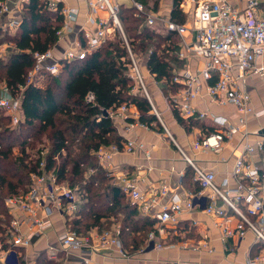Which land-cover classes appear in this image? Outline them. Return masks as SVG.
I'll list each match as a JSON object with an SVG mask.
<instances>
[{
	"label": "built area",
	"instance_id": "obj_1",
	"mask_svg": "<svg viewBox=\"0 0 264 264\" xmlns=\"http://www.w3.org/2000/svg\"><path fill=\"white\" fill-rule=\"evenodd\" d=\"M29 0H20L27 3ZM50 10L58 8L59 0H44ZM135 9L136 15H144L145 24L148 27L161 25L165 31L175 32L179 35V44L176 54L180 60L185 61L183 68H174L169 82L180 86L175 93L166 97L170 106L185 118L197 117L204 119L210 117L214 129L205 133L201 138L191 143L194 150L207 152H221L226 140L242 131L243 136H248V116L252 114L256 119L264 115V109L253 110L251 97L247 90L250 77H260L264 88V0H181L180 7L187 5L191 26L177 23L148 9L137 0H129ZM91 12L104 10L106 19H100L98 27L90 32H84L85 44L77 39L75 51L68 47L60 57H54L51 50L33 54L35 58L34 72H46L56 75L61 68V60L83 59L89 53L100 47L106 40L111 39L116 33L124 41L130 62L128 63V77L134 82L130 93H141L149 102L152 113L159 120L166 137L177 146L183 159L193 170V181L199 185V192L181 199L172 195L166 202L162 200L169 194L167 182L160 185L158 191L152 196L142 191L139 187V175H131L127 172L116 175V184L121 192L128 197L138 211L149 219L154 220V227L148 232L145 245L138 249L141 253L153 243V248L161 250L171 247L158 241V237H167L168 230H177L182 213L194 214L200 203V196L205 197L203 211L214 217L222 219L219 222L222 235L230 237L237 235L243 237L247 231L253 233L255 243L260 244L259 252L249 257L247 264H264V136L262 140L254 143L245 141L241 151L237 155L231 170V179L223 177L217 180L216 173L200 167L181 147H179L166 125L147 89L144 76L141 72L142 63L132 53L119 19L120 4L118 0H88ZM9 11L7 0H0V16ZM64 16V23L57 29V38H63V34L71 30V24L75 20L76 11L72 9L60 10ZM93 23V19H89ZM18 25L16 19L6 21L7 29H14ZM0 45V57L6 51ZM6 46V45H5ZM152 51L150 50V53ZM201 58L203 66L199 71L191 68V60ZM145 65V64H144ZM151 74V73H150ZM151 76L155 79L154 75ZM31 81V78L28 80ZM155 82L157 80L155 79ZM159 82V81H158ZM162 83H167L165 79ZM205 93L211 102L232 105L238 114V123L232 124L227 119L208 115L207 112H198L192 101ZM85 101L94 103L93 92H88ZM134 107L131 103H123L106 109L107 115L113 120L128 121L135 114L130 110ZM0 109L10 117V126L17 127L22 122L20 113V98L14 96L7 87H0ZM133 124L148 127L138 119ZM125 128H128L126 125ZM255 132H258L255 130ZM262 133H264L261 130ZM137 148L143 149L141 143L132 140L123 141L119 146L115 143L101 145L94 150L99 164L108 162L117 152H133ZM48 148L41 143L31 158L38 160L35 172L29 173V185L25 193L19 196H8L4 203L11 213V221L5 241L13 245L26 246L33 236H43L53 227L51 215L57 212L65 217L76 215L85 201L84 193L79 186H71L67 181H59L55 170H46V155ZM146 152V157L148 156ZM259 154V158L256 156ZM257 157V160H254ZM94 172L93 168H87L85 173L89 177ZM113 171H108L110 177H114ZM232 180V181H231ZM201 205V204H200ZM42 210V214H40ZM236 218L237 223L232 226ZM196 222V221H194ZM27 224L28 231L22 232L23 224ZM196 223H194L195 225ZM119 227L106 229L101 232L86 234L64 228L57 233L58 246L45 247L47 257L57 259L60 253L79 251L84 253H102L113 250L122 260L121 264H130L132 255L124 250L119 238ZM208 247L206 243H202ZM212 249V248H210ZM7 252L0 240V253ZM8 253L15 254L13 251ZM21 264H35L24 261Z\"/></svg>",
	"mask_w": 264,
	"mask_h": 264
},
{
	"label": "trees",
	"instance_id": "obj_2",
	"mask_svg": "<svg viewBox=\"0 0 264 264\" xmlns=\"http://www.w3.org/2000/svg\"><path fill=\"white\" fill-rule=\"evenodd\" d=\"M137 1L145 4V0ZM179 1L173 0L169 19L184 23ZM61 6L50 10L44 0L23 3L13 32L3 26L0 16V45L12 46L6 58L0 57V84L20 98L22 116V122L11 127L9 115L0 109V240L3 248H7L5 238L12 215L4 198L27 191L29 173L38 167V160L31 156L38 143L47 141L46 170H55L59 181L79 186L85 195L79 212L68 219V228L86 234L91 228L103 230L121 219L119 238L124 250L132 254L143 244L154 221L138 215L136 206L111 183V177L98 165L92 151L101 145L120 146L124 140L117 133L114 120L103 114L110 107L131 103L138 109V121L148 126L155 123L159 132L163 128L147 99L139 92L130 93L134 84L128 77L130 60L117 33L83 59L61 60L56 75L41 72L32 82L28 81L35 67L33 54L47 51L57 41L56 31L63 23ZM144 18L143 14L136 15L133 7L120 6L119 19L132 53L137 59L143 57L146 68L157 81L165 79L166 86L174 90L179 84H171L169 80L174 67L183 66L173 55L179 37L175 32L162 34L144 25ZM80 39L85 44L84 38ZM88 92H93L94 103L85 101ZM178 120L184 121L182 117ZM190 120L199 125V121ZM87 168L94 169L89 177L85 176ZM189 172L192 179L193 170ZM41 254L37 264L56 263L44 255L40 257ZM19 261L24 263L21 257Z\"/></svg>",
	"mask_w": 264,
	"mask_h": 264
},
{
	"label": "crops",
	"instance_id": "obj_3",
	"mask_svg": "<svg viewBox=\"0 0 264 264\" xmlns=\"http://www.w3.org/2000/svg\"><path fill=\"white\" fill-rule=\"evenodd\" d=\"M58 3L62 5L60 10L62 8L67 10L72 9V11H76V14L75 20L71 24V30L63 34L62 39L59 40L57 38L56 43L48 49L52 51L54 57H60L70 46L76 51L77 48L75 42L77 39L82 43L80 37L84 38V32L86 30L90 32L94 31L98 27L99 20L108 17L107 12L104 10L91 12L88 7V0H59ZM118 3L120 6L132 7L129 0H118ZM159 3L158 9L156 10H154V6H146V3L144 5L151 11H154L167 19L170 18L173 0H170L169 3H167V0H160ZM7 4L9 11L1 17L4 27L7 20L11 18L16 20L19 19L21 7L23 5L20 3V0H7ZM187 7V5H184L183 8L180 7L185 15V21L181 24L190 27L191 19L187 12ZM90 18L93 19V23L90 22ZM62 25L57 29H60ZM153 28L162 34L165 32L161 25H157ZM7 30L13 32L15 28ZM177 36L179 37V35ZM5 44L7 51L11 50L12 46L10 44L7 45V43ZM177 49L178 47L173 51V55L176 59L178 58L176 54ZM166 52H169V50H166ZM180 61H182L183 66H175V69H178L179 67L183 68L186 64L184 60ZM189 63H191V68L194 71H199L203 66L201 60H191ZM146 70L148 71V69ZM37 73L41 72L35 73L33 69L29 73L28 77L29 79L31 78L30 82L37 77ZM42 82L43 80L40 79L39 83ZM147 82L148 86L153 90V93H151V91L149 92L152 99L156 97L158 101L159 94L158 103L159 109H162V112L156 105L155 106L159 111L162 120H164L163 122L167 129L173 135L177 145L181 147L183 151L187 150L191 159H193L200 167L214 171L218 181L223 177L231 179V170L234 161L241 151L245 141L254 143L257 140L263 139L264 133H262L261 130L263 131L264 124H256L257 120L261 117L256 119L250 114L248 116L246 129L249 132L248 136H243L242 131H239L233 135L232 138L225 141L223 149L219 153L194 150L191 147L192 141L201 138L208 132V130H213V121L210 117L204 119L193 117V119L199 121V125L197 126L194 122H190V119L192 118L183 117L177 109H174L168 104L166 97L169 96V94L175 93L180 85L172 90L161 81L155 82L153 77L152 81ZM156 88L158 89L157 92L155 91ZM247 90L251 97L252 109H264V88L261 83V78L250 77L247 83ZM192 104L198 112H207L209 116L214 115L225 118L232 124L238 123V114L232 105H220L211 102L204 92L199 98L193 100ZM130 110L135 114V117L133 119H128V121L114 120L116 130L117 133L124 138L123 141L132 140L137 144L141 143L143 149L137 148L130 153H114L111 159L103 165L99 164L97 161L98 165L104 169L107 176H109L107 174L108 171H113V175L115 174L114 177H111V183L113 184V181H116V175L121 173L127 172L134 176L139 175L141 177V180H139V187L147 194V196H152L158 191L161 184L167 182L169 184V194L162 200V202H166L172 195H176L181 199H187L189 196L198 193L200 189H198V192L196 193L194 190L199 185L193 181V178H190L189 169H191V167L186 160L183 159L177 146L166 137L164 132L158 131L155 123L148 127H142L138 124L129 126L128 122H134L137 119L139 120L138 109L134 106L131 107ZM176 113H178V116ZM181 117L184 120L182 122L178 120ZM263 117L264 115L262 118ZM188 120L190 121L188 122ZM126 125L128 128H125ZM255 130L258 132H255ZM46 147L49 148L47 144ZM146 152L149 153L147 157ZM93 153L94 152L92 151V154ZM256 156L259 158V154ZM257 157H254V160H257ZM185 174H187L186 177ZM113 185L116 186V184ZM125 197L128 199L126 195ZM205 203V197L201 195L200 203L197 205L198 209L194 214L190 215L188 213H182L180 215V222L177 225V230L169 229L167 237L157 238L158 241L166 246L172 245L171 247L168 246L161 250H156L153 247L149 249L145 248L141 253H138L137 250L134 252L135 254L132 255L130 264H247L248 258L256 255L261 246L260 244L255 243L253 233L247 231L243 237H238L237 235L224 237L221 228L219 227V222L222 219L206 214L203 211ZM136 211L140 217H144L137 208ZM39 212L40 214L43 213L42 210ZM68 219H70V217H65L57 212H53L51 215L53 227L51 228L50 233L47 232V234L43 236H33L30 243L26 246H15L11 242H7L8 246L7 248H4L7 252L0 253V264H21L19 257L28 263L31 259L32 262L30 263L37 264L36 262L41 252L42 254L40 257H42V255L47 257L45 247L46 243H49V239L54 238L55 240L57 233L62 232L64 228L68 227ZM194 223L196 224L194 225ZM236 223L237 221L235 218L231 225L234 226ZM116 226L119 227L120 231L121 219L113 221L110 227L106 229H112ZM153 227L154 226H152V228ZM21 229L23 233H26L28 231L27 224L24 223ZM103 230L94 227L91 228L89 232L97 233ZM145 241L140 248L145 245ZM202 243H206L208 247H204ZM8 251H13L15 254L8 253ZM54 260H56L55 264H121L122 262L118 254L113 250L103 251L98 254L70 251L60 253L57 259Z\"/></svg>",
	"mask_w": 264,
	"mask_h": 264
},
{
	"label": "rangeland",
	"instance_id": "obj_4",
	"mask_svg": "<svg viewBox=\"0 0 264 264\" xmlns=\"http://www.w3.org/2000/svg\"><path fill=\"white\" fill-rule=\"evenodd\" d=\"M121 1V0H120ZM128 1V0H127ZM159 1L160 0H146V4L149 6V7H155V9L154 10H156V9H158V6H159ZM170 2V0H167V3H169ZM2 46L1 47H3V48H5L6 46V44L5 43H3V44H1ZM7 45H9V44H7ZM6 56H7V53H6V51L5 52H3V56L1 57L2 59H4V58H6ZM140 59H139V61L141 62V63H144V59H143V57H139ZM194 60H201V58H194ZM140 69H141V72H142V74H143V76H144V81H145V84H146V86H147V89H148V91L150 92L151 91V93H153V90L148 86V82L147 81H152V77H151V74L146 70L147 68L145 67V65L144 64H142V65H140ZM2 85L0 84V87H1ZM155 91L157 92L158 91V89L156 88L155 89ZM156 96V95H155ZM153 101H154V103H155V105L158 107V109H159V103H158V101H159V94H158V101H157V99H156V97H154V99H153ZM159 110H161V112H162V109H159ZM163 115V114H162ZM164 116V115H163ZM165 117V116H164ZM159 121V120H158ZM164 121V120H163ZM264 124V117L262 118H260V119H258L257 120V123L256 124ZM43 138H45V136H42ZM41 139L42 141H44V140H47V139ZM42 143H44V142H42ZM40 144L41 143H38L37 145V148H36V151H37V149H38V147H40ZM46 144H48L47 143V141H45V145ZM185 151V153L187 154V155H189V153H188V151L187 150H184ZM33 153H35V150L33 151ZM8 197V196H7ZM48 233H50V231H48ZM42 238V237H41ZM48 245H53V246H58V243H57V241H56V239L54 240V238H50L49 239V243L47 244L46 243V246H48ZM30 262H32V260L30 259L29 260Z\"/></svg>",
	"mask_w": 264,
	"mask_h": 264
},
{
	"label": "water",
	"instance_id": "obj_5",
	"mask_svg": "<svg viewBox=\"0 0 264 264\" xmlns=\"http://www.w3.org/2000/svg\"><path fill=\"white\" fill-rule=\"evenodd\" d=\"M103 114H104V115H107V112H106V110H104V111H103ZM152 246H153V243H151V244L148 246V248H147V249L151 248Z\"/></svg>",
	"mask_w": 264,
	"mask_h": 264
}]
</instances>
